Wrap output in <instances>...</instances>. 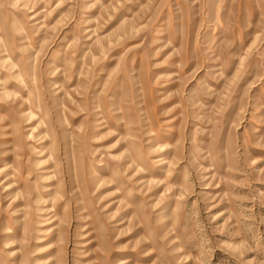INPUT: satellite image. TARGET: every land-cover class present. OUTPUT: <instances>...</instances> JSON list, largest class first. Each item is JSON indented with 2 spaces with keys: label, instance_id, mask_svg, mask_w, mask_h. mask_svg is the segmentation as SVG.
<instances>
[{
  "label": "rangeland",
  "instance_id": "obj_1",
  "mask_svg": "<svg viewBox=\"0 0 264 264\" xmlns=\"http://www.w3.org/2000/svg\"><path fill=\"white\" fill-rule=\"evenodd\" d=\"M0 264H264V0H0Z\"/></svg>",
  "mask_w": 264,
  "mask_h": 264
}]
</instances>
